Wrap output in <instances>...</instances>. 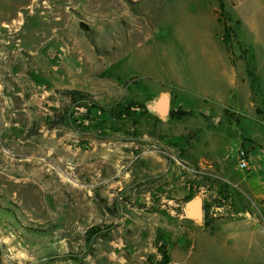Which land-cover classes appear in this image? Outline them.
<instances>
[{
	"label": "rangeland",
	"instance_id": "rangeland-1",
	"mask_svg": "<svg viewBox=\"0 0 264 264\" xmlns=\"http://www.w3.org/2000/svg\"><path fill=\"white\" fill-rule=\"evenodd\" d=\"M240 56L264 93V0H0V264H172V247L264 264V209L213 231L184 212L199 196V222L253 213L222 178L247 172L234 137L210 176L191 112L148 111L161 90L218 108L191 85L229 79L241 105L222 72Z\"/></svg>",
	"mask_w": 264,
	"mask_h": 264
},
{
	"label": "crops",
	"instance_id": "crops-1",
	"mask_svg": "<svg viewBox=\"0 0 264 264\" xmlns=\"http://www.w3.org/2000/svg\"><path fill=\"white\" fill-rule=\"evenodd\" d=\"M241 57V56H240ZM241 63L236 67H230L228 65L223 68V77H229L231 74L234 77L239 76L238 96L237 99L242 102L241 105H229L224 102L223 94L227 92V89L233 82L229 80L225 84H217V86L211 83H203L199 81L191 88L200 96L213 97L214 100L219 101L218 108H212L204 105L199 100L184 101L178 97L177 94H173L171 91L161 90L155 95L157 98H165L167 110L165 114L159 112L153 105L148 111L154 115L168 118L170 117L171 109L181 108L188 112L194 119L191 120L189 128L195 129L196 135L193 139V148L205 149V155H197L198 162L204 161L211 168L212 172L210 176H214L216 168L223 170L226 160L234 155L223 153V149L230 137H234V143L232 151L237 152L238 149L244 148L247 151L250 168L247 172H242L236 167L234 170L236 174L229 171L231 176H223V180L229 181L239 192L246 198L249 206L253 209V213L246 211L243 214H231L228 216L220 217L213 222H199L194 218H189V223L194 225V228L198 230L208 229L213 231L216 228L225 227L231 224L235 219L241 218L246 223L253 220H258L257 213L260 209H264V93L261 91V82L257 79V73L254 71L257 83V90L254 95L252 84L250 83V76L248 74V65L244 57ZM232 78V77H231ZM231 83V84H230ZM226 90V91H225ZM260 92V93H259ZM243 105V106H242ZM259 107L261 112L258 113L256 108ZM227 109L233 112L236 116L235 121H229L225 119L224 110ZM232 134V135H230ZM223 175V173H222ZM180 223L178 222V225ZM209 225V226H207ZM197 231L193 232L191 236L197 234ZM190 236V237H191ZM171 263L177 264L179 257L176 256L175 248L170 250Z\"/></svg>",
	"mask_w": 264,
	"mask_h": 264
},
{
	"label": "water",
	"instance_id": "water-1",
	"mask_svg": "<svg viewBox=\"0 0 264 264\" xmlns=\"http://www.w3.org/2000/svg\"><path fill=\"white\" fill-rule=\"evenodd\" d=\"M156 107V109L159 110L162 114L166 113L167 106H166V99L163 97L157 98L155 100V104L153 107ZM185 215L189 218H194L197 220H201L203 218V201L201 197H195L192 200H190L185 209H184Z\"/></svg>",
	"mask_w": 264,
	"mask_h": 264
},
{
	"label": "built area",
	"instance_id": "built-area-1",
	"mask_svg": "<svg viewBox=\"0 0 264 264\" xmlns=\"http://www.w3.org/2000/svg\"><path fill=\"white\" fill-rule=\"evenodd\" d=\"M238 167L243 170H249V158L247 151L244 148H240L238 151Z\"/></svg>",
	"mask_w": 264,
	"mask_h": 264
},
{
	"label": "trees",
	"instance_id": "trees-1",
	"mask_svg": "<svg viewBox=\"0 0 264 264\" xmlns=\"http://www.w3.org/2000/svg\"><path fill=\"white\" fill-rule=\"evenodd\" d=\"M221 6H222V5H221ZM226 37H227V34H224V39H225V40H226ZM248 73H249V75L252 74L251 71H248ZM251 81H252V86H253V85H254V78H253V77H252ZM126 107H128V106H126ZM225 110H226V109H225ZM256 111H257L258 113L261 112V110H260L259 107L256 108ZM187 113H188V112H187L186 110H171L170 115H172V116H177V115H179V114H187ZM164 261L167 262V256H166V255L164 256Z\"/></svg>",
	"mask_w": 264,
	"mask_h": 264
},
{
	"label": "bare ground",
	"instance_id": "bare-ground-1",
	"mask_svg": "<svg viewBox=\"0 0 264 264\" xmlns=\"http://www.w3.org/2000/svg\"><path fill=\"white\" fill-rule=\"evenodd\" d=\"M64 150V149H63ZM65 152H67V151H65ZM68 155H69V153H68ZM24 163V162H23Z\"/></svg>",
	"mask_w": 264,
	"mask_h": 264
}]
</instances>
